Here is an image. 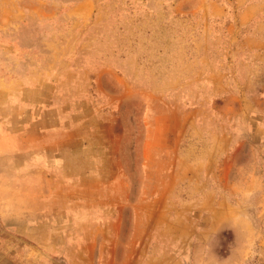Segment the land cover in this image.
Returning a JSON list of instances; mask_svg holds the SVG:
<instances>
[{
    "label": "rangeland",
    "instance_id": "374dc122",
    "mask_svg": "<svg viewBox=\"0 0 264 264\" xmlns=\"http://www.w3.org/2000/svg\"><path fill=\"white\" fill-rule=\"evenodd\" d=\"M0 264H264V0H0Z\"/></svg>",
    "mask_w": 264,
    "mask_h": 264
},
{
    "label": "crops",
    "instance_id": "0c3cea01",
    "mask_svg": "<svg viewBox=\"0 0 264 264\" xmlns=\"http://www.w3.org/2000/svg\"><path fill=\"white\" fill-rule=\"evenodd\" d=\"M246 9H244V11H245Z\"/></svg>",
    "mask_w": 264,
    "mask_h": 264
}]
</instances>
